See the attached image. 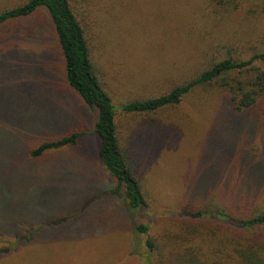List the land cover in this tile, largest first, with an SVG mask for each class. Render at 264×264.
<instances>
[{
  "label": "rangeland",
  "instance_id": "374dc122",
  "mask_svg": "<svg viewBox=\"0 0 264 264\" xmlns=\"http://www.w3.org/2000/svg\"><path fill=\"white\" fill-rule=\"evenodd\" d=\"M27 1L0 0V14ZM70 3L116 106L120 145L147 206L132 211L113 193L94 133L97 110L67 83L54 25L39 9L0 26V264H264L256 248L244 261L236 254L240 245L264 247V238L257 243L264 228L248 234L202 221L193 254L173 240L191 210H232L239 191L254 192L248 209L264 210V155L248 152L251 145L264 150L257 115H236L215 83L155 113L120 109L166 95L230 53L251 49L264 23L245 22L246 12L224 23L207 0ZM71 133L82 134L76 145L30 156L42 142ZM84 217L96 228L85 227ZM141 225L144 233L136 230Z\"/></svg>",
  "mask_w": 264,
  "mask_h": 264
},
{
  "label": "trees",
  "instance_id": "16d2710c",
  "mask_svg": "<svg viewBox=\"0 0 264 264\" xmlns=\"http://www.w3.org/2000/svg\"><path fill=\"white\" fill-rule=\"evenodd\" d=\"M207 2L211 14L215 17L221 16L224 23L234 21L235 16L241 12H246L245 16L248 17V19L244 17L245 22L256 23V27H260L264 23V0H207ZM42 8L47 11L52 25H54L53 32L62 48L67 83L89 108L97 110L94 133L100 140L99 155L102 165L115 184L113 193L121 195L130 210L142 209L147 206L145 194L125 151L120 145L116 125V106L96 74L85 29L73 11L70 0H28L19 7L2 12L0 14V26L13 20L31 17ZM251 50L252 53L248 52ZM211 83H215L227 93L231 100L232 111L236 115L245 112L255 113L264 131V27L262 30L256 31V46H252L251 49H245L238 56H233L230 53L228 57L210 64L197 77L175 87L166 95L154 99L134 101L120 109L126 113H155L163 108L179 105L191 92ZM81 135V133H71L55 140L44 141L30 152V156L37 159L52 150L74 146ZM248 152L250 155L252 153L254 156L260 155L259 157L264 155L263 148L256 149L253 145L248 148ZM260 165L264 171V164L261 162ZM253 193V191L251 193L249 191L236 192L235 196L237 194L242 195L240 198H235L237 205L228 211L219 208L214 211L210 208L205 209L201 205L197 206L194 211L191 210V213L186 215L187 219L179 226L174 235V243L182 246L184 252L196 253L193 251L195 238L203 224L202 221L205 220L218 221L220 230L223 229L221 226L224 223L222 222H226L238 231L243 230L248 234H254L257 229L264 228V210L254 212V208L248 209L250 205H254L255 199L252 197L255 194ZM69 199L70 195L67 199L68 202H70ZM5 218L3 213V221H6ZM92 221V219L84 217V226L96 228V223L93 225ZM100 221L109 223L106 217ZM9 222L14 224L13 220L8 219L7 223L10 224ZM205 223L207 222L205 221ZM7 227V229L5 228L7 232H15L14 227ZM136 230L139 233H144L147 231V227L144 225L137 226ZM263 238L264 235H259L257 243ZM32 242L34 240H31L30 243ZM145 243L149 252L153 253L155 248L153 241L148 239ZM240 246L236 250V254L238 251L237 256L241 261H244L243 258L248 259V252L255 248L256 257L264 261V247L262 245L253 244L250 246L247 244ZM258 261L256 259V264ZM252 263L255 262L252 261Z\"/></svg>",
  "mask_w": 264,
  "mask_h": 264
}]
</instances>
